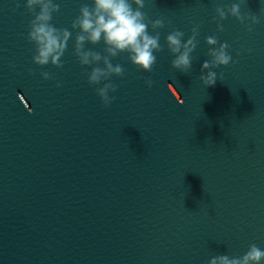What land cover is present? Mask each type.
<instances>
[{
  "label": "water",
  "instance_id": "95a60500",
  "mask_svg": "<svg viewBox=\"0 0 264 264\" xmlns=\"http://www.w3.org/2000/svg\"><path fill=\"white\" fill-rule=\"evenodd\" d=\"M54 2L51 23L72 32L60 69L32 63L24 0L16 12L0 0V264H208L264 250V0H144L164 21V50L151 72L112 59L125 76L111 78L108 108L73 54L71 24L92 0ZM232 3L260 18L251 32L233 17L217 31L215 8ZM197 24L193 68L180 73L165 37L186 41ZM211 35L235 63L206 88ZM85 49L104 54L102 41Z\"/></svg>",
  "mask_w": 264,
  "mask_h": 264
},
{
  "label": "clouds",
  "instance_id": "9594fccd",
  "mask_svg": "<svg viewBox=\"0 0 264 264\" xmlns=\"http://www.w3.org/2000/svg\"><path fill=\"white\" fill-rule=\"evenodd\" d=\"M20 7V0H15V6L11 10L16 12ZM144 7V0H92L91 6L81 5L79 15L71 24L72 31L76 33L73 54L81 67L91 68L90 72L83 73L87 77V83L90 86L102 85L96 87V95L105 108L110 107L116 99L115 96L109 95L110 92L117 91V85L111 82V78L125 76V69L120 64L113 65L112 59L127 53L128 61L138 71L151 72L157 62L154 53L164 50V46L160 44V33L157 31L165 26L164 21L149 20L147 14L142 11ZM24 8L32 17L28 22L26 36L28 42L33 45L32 63L40 67L51 64L58 69L63 68L62 57L67 50L72 32L65 28H57L51 23L53 15L60 10L59 3L54 0H24ZM228 17H233L244 24L249 32L253 30V25L260 23V18L256 14H242L239 3H232L230 6L218 5L213 17L218 32L224 31L220 21ZM246 21L249 23H245ZM149 25L154 35L149 33ZM199 29L198 24L192 27L191 35L186 41L185 33L181 30H173L165 37L167 50L174 57L171 67L180 73L187 74L193 68L192 53L199 43L197 39L200 34ZM101 41L104 44L103 55L92 49H85L86 43L96 45ZM205 42L209 46L207 55L210 59L202 63L199 79L208 88L213 87L218 80L217 73L213 69L228 66L235 61L229 54L228 43H220L215 35L205 37ZM101 64L103 67H100ZM12 67L14 68L15 65ZM28 73L34 74L31 68L28 69ZM40 76L43 80L53 78L49 72H41ZM141 79L148 88L153 86L151 78L141 77ZM222 79L221 73L219 80ZM60 86L57 82L56 87ZM262 262H264V250L255 243L250 244L242 256L230 257L220 254L208 260V264H262Z\"/></svg>",
  "mask_w": 264,
  "mask_h": 264
}]
</instances>
